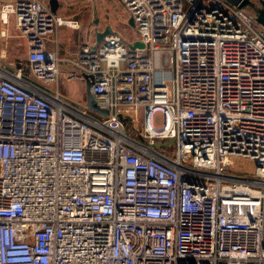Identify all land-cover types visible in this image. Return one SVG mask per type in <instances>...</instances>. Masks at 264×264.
<instances>
[{
	"label": "built area",
	"instance_id": "obj_1",
	"mask_svg": "<svg viewBox=\"0 0 264 264\" xmlns=\"http://www.w3.org/2000/svg\"><path fill=\"white\" fill-rule=\"evenodd\" d=\"M120 2L137 38L62 76L47 38L79 22L0 0V264H264V28L227 0ZM88 77L105 119L60 91Z\"/></svg>",
	"mask_w": 264,
	"mask_h": 264
},
{
	"label": "rangeland",
	"instance_id": "obj_2",
	"mask_svg": "<svg viewBox=\"0 0 264 264\" xmlns=\"http://www.w3.org/2000/svg\"><path fill=\"white\" fill-rule=\"evenodd\" d=\"M94 1L97 3L101 27H104L106 25H111L114 30L118 31L127 40H134L137 38L135 28H133L128 22V17L130 16L129 12L125 8V6L120 2V0H94ZM98 3H99V7H98ZM61 7H62L61 8L62 10L60 12L64 13L65 15H62V14H60V15L65 17V19H67V20H69L67 18V16L69 17V15L73 11H76V10H78L77 12H83V14L87 13V11H89L91 13L93 12L92 11L93 10L92 9V0H63V5ZM91 17H92V15H91ZM120 19H121V21H120ZM0 28H2L1 22H0ZM10 31H11V34H14L13 26H11ZM84 37H85V40H87L86 35ZM93 39H94L93 36L90 34V41H93ZM2 42H3V39H2ZM15 42H16V38L12 39L13 46H14ZM4 43H5V41H4ZM20 48L21 49H19V51H18L19 53H17V52H15L16 50H13V47H10L9 53H11V54H9V58H8L9 61H11L16 56L17 57H19V56L24 57L25 56V53H23V48L21 46H20ZM73 70H75V69L73 68ZM62 76H65V74H63ZM60 85H61L62 90L64 89L63 91L66 93H68L69 91H75V92H77V91L83 92L84 90L86 91V88L83 84V80H80V79L67 80V79L63 78L61 80ZM45 86L48 88H54V89L56 88L55 84H53V83L45 84ZM89 114L92 116H95L97 118H100V119L106 118V117H103V115L100 113V111L94 110V109H91L89 111ZM138 126L142 127V111H140V114H139ZM121 131L123 133H125L126 135H128L130 139L133 138L132 135H133V133H135L136 138H133L132 141H134L133 144L136 145L137 147L138 146H147V143H146L144 138H142L140 140H136L137 137L140 138L141 133H142V129L137 131L136 128L133 129V126H130L129 123L122 121ZM166 144H168V143H166V142L158 143L155 145V147H152V149L157 150L158 147H160L162 145H166ZM238 164H240V165L245 164V167H247L251 170L254 169V165L252 164V162L246 163L244 161H241V163H238Z\"/></svg>",
	"mask_w": 264,
	"mask_h": 264
},
{
	"label": "crops",
	"instance_id": "obj_3",
	"mask_svg": "<svg viewBox=\"0 0 264 264\" xmlns=\"http://www.w3.org/2000/svg\"><path fill=\"white\" fill-rule=\"evenodd\" d=\"M45 1L49 4V0H45ZM59 1H60L61 5H63V0H59ZM98 7H99V3H98ZM92 9H93V5H92ZM61 10L62 9H59V11L57 13L65 15L64 13L60 12ZM77 11L78 10L73 11L69 15V17H71L73 15H77L79 13L82 14L81 19H82V21L84 23V30H83V35L82 36L80 35L79 28H74V27H71L70 25H65V26L60 27L58 29V31L56 32V34L50 35L47 38L48 49L49 50L58 49L60 57L62 59H65L61 63L62 73L65 74V75L73 70V66L70 65L66 61V59H75L78 51L81 48V46L84 45L87 42H90V34L92 35V29H93V26H92V23H91V19H92L91 15H92V13L87 11V13L83 14V12H77ZM129 18L130 17H128V20H129ZM70 21L79 22L76 19H70ZM120 21H121V19H120ZM104 27H101L100 24H99V28H104ZM85 35H86L87 40H85V37H84ZM56 40H58L57 44H56ZM20 46L23 48V53H25V56L24 57L19 56V57L23 61H25L26 60L27 48H26V42L24 40L16 38V42L14 43V46L12 44L10 47H13V50H16L15 52L19 53L18 51H19V49H21ZM76 79L83 80V84H84V86L86 88V91L85 90L83 92L69 91L68 92L69 94H68V93L63 91L64 89L62 90L61 85H60V91L62 90L61 93L66 97V100L68 101L69 104H71V105H73V106H75V107H77L79 109H86V107L88 108L87 81H86V78H76Z\"/></svg>",
	"mask_w": 264,
	"mask_h": 264
},
{
	"label": "water",
	"instance_id": "obj_4",
	"mask_svg": "<svg viewBox=\"0 0 264 264\" xmlns=\"http://www.w3.org/2000/svg\"><path fill=\"white\" fill-rule=\"evenodd\" d=\"M228 2L232 3L233 5L249 10L253 13L255 21L264 28V0H227ZM92 5H93V12H92V19L91 23L93 26L92 29V35H93V42L91 44V48L95 50L97 46L104 40L106 36L110 35H116L120 34L118 31L114 30L111 25H106L104 28H99L100 24V17L98 14V8L97 4L94 0H92ZM49 6L52 12L57 13L59 9H61V3L59 0H49ZM82 14L79 13L77 15H73L71 17H67L68 19H76L80 23L79 31L80 35H83V30H84V23L81 19ZM129 24L134 28L135 27V22L132 17L129 18L128 20ZM143 47L144 45L141 42H136L134 45H132L131 48L135 47ZM87 81V99H88V108L98 110L103 114H107L108 111L99 108V106L96 103L95 96L92 94L90 90V86L92 84V77L86 78Z\"/></svg>",
	"mask_w": 264,
	"mask_h": 264
},
{
	"label": "trees",
	"instance_id": "obj_5",
	"mask_svg": "<svg viewBox=\"0 0 264 264\" xmlns=\"http://www.w3.org/2000/svg\"><path fill=\"white\" fill-rule=\"evenodd\" d=\"M123 120H124V119H123ZM124 121L127 123L126 120H124ZM133 132H134V131H133ZM132 137H133V138H136V134L133 133ZM140 139H141V138H138V137H137L136 140H140ZM162 142H166V143H168V144H166V145H162V146L158 147V148H157V151H159V152H161V153H164V154H169V155H171L170 153L173 152V150H174V143H172V142H170V141H158L157 144H158V143H162Z\"/></svg>",
	"mask_w": 264,
	"mask_h": 264
}]
</instances>
